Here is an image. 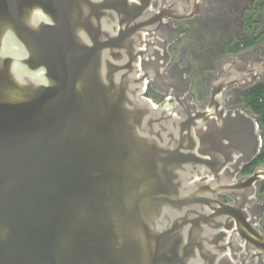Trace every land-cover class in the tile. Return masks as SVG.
<instances>
[{
  "label": "water",
  "instance_id": "1",
  "mask_svg": "<svg viewBox=\"0 0 264 264\" xmlns=\"http://www.w3.org/2000/svg\"><path fill=\"white\" fill-rule=\"evenodd\" d=\"M220 14L211 0H0V264H264L250 211L264 164L234 179L259 124L224 108L264 58L220 60L199 110L185 51L167 53L175 19ZM146 80L178 107H154Z\"/></svg>",
  "mask_w": 264,
  "mask_h": 264
},
{
  "label": "flooded vegetation",
  "instance_id": "2",
  "mask_svg": "<svg viewBox=\"0 0 264 264\" xmlns=\"http://www.w3.org/2000/svg\"><path fill=\"white\" fill-rule=\"evenodd\" d=\"M211 1L219 7L221 14L217 18H209L205 21L198 16L175 19L173 26L181 30V35L167 48L169 63L173 65L180 60L185 51V64L190 68L188 95L193 103L198 105L199 110L206 108L212 100L213 91L208 87L206 76L218 73L220 60L249 51H257L259 56L264 58V0ZM170 5L172 3L165 7ZM148 73L147 71V76L151 79ZM257 86L264 87V74H260L253 82L232 87V93L228 95L224 108L252 112L250 90ZM153 87L154 83L151 80L147 90L150 89L152 94L159 96L160 106L178 107L179 102L176 99L165 97V92L160 93ZM256 119L262 137L258 152L250 162L243 164L237 175L238 178L247 177L258 166L264 164V126L259 116ZM221 198L227 202L232 200L226 195ZM251 198H253L251 204L253 209L249 207L252 209L251 215L253 210H257V223L264 235V178L255 182Z\"/></svg>",
  "mask_w": 264,
  "mask_h": 264
},
{
  "label": "trees",
  "instance_id": "3",
  "mask_svg": "<svg viewBox=\"0 0 264 264\" xmlns=\"http://www.w3.org/2000/svg\"><path fill=\"white\" fill-rule=\"evenodd\" d=\"M251 111L254 115L259 116L264 126V87L257 86L250 90Z\"/></svg>",
  "mask_w": 264,
  "mask_h": 264
},
{
  "label": "rangeland",
  "instance_id": "4",
  "mask_svg": "<svg viewBox=\"0 0 264 264\" xmlns=\"http://www.w3.org/2000/svg\"><path fill=\"white\" fill-rule=\"evenodd\" d=\"M143 95L144 96H147V97H151V98H153V100L155 101V102H157L158 104H160V98H159V96H155L154 94H152L151 92H150V89H148V90H146L144 93H143ZM258 116H256V118H257Z\"/></svg>",
  "mask_w": 264,
  "mask_h": 264
},
{
  "label": "bare ground",
  "instance_id": "5",
  "mask_svg": "<svg viewBox=\"0 0 264 264\" xmlns=\"http://www.w3.org/2000/svg\"><path fill=\"white\" fill-rule=\"evenodd\" d=\"M145 82H146L147 85H149V80H146ZM143 88L145 89L146 87L143 86ZM160 93H163V92H160ZM168 106H169V105H166L164 108L167 109ZM238 173H239V172H238ZM238 173H236V174L234 175V179L238 178V177H237ZM239 178H240V177H239ZM230 198L232 199L231 202L235 200V198H234L233 196H231Z\"/></svg>",
  "mask_w": 264,
  "mask_h": 264
},
{
  "label": "built area",
  "instance_id": "6",
  "mask_svg": "<svg viewBox=\"0 0 264 264\" xmlns=\"http://www.w3.org/2000/svg\"><path fill=\"white\" fill-rule=\"evenodd\" d=\"M147 86H148V85L146 84V88H145L144 92L147 90ZM148 98H150V100L152 101L154 107H156V106H160V104H158L157 102H155V101L153 100V98H151V97H148Z\"/></svg>",
  "mask_w": 264,
  "mask_h": 264
}]
</instances>
